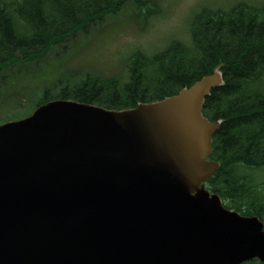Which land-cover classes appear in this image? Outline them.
Here are the masks:
<instances>
[{
  "label": "water",
  "instance_id": "obj_1",
  "mask_svg": "<svg viewBox=\"0 0 264 264\" xmlns=\"http://www.w3.org/2000/svg\"><path fill=\"white\" fill-rule=\"evenodd\" d=\"M220 67L109 110L52 100L0 125V264H264V222L205 188Z\"/></svg>",
  "mask_w": 264,
  "mask_h": 264
},
{
  "label": "trees",
  "instance_id": "obj_2",
  "mask_svg": "<svg viewBox=\"0 0 264 264\" xmlns=\"http://www.w3.org/2000/svg\"><path fill=\"white\" fill-rule=\"evenodd\" d=\"M130 1L137 5L130 14L138 22L163 12L156 0H0V71L45 57L70 36L119 14ZM127 57L122 75L67 70L70 76L55 88L44 87L25 116L56 99L134 108L176 94L221 66L224 84L212 89L203 111L210 121H222L210 155L220 167L205 185L225 206L264 221L258 175L264 172V3L242 1L228 9L204 5L191 16L187 41L171 40L152 53L136 45Z\"/></svg>",
  "mask_w": 264,
  "mask_h": 264
},
{
  "label": "rangeland",
  "instance_id": "obj_3",
  "mask_svg": "<svg viewBox=\"0 0 264 264\" xmlns=\"http://www.w3.org/2000/svg\"><path fill=\"white\" fill-rule=\"evenodd\" d=\"M237 1L240 0H157V6L162 5L163 12L146 23L141 17L139 22L133 19L130 12L137 10V5L132 1L126 3L119 14H108L100 23L90 25L86 32L79 31L70 36L55 45L45 57L16 62L2 69L0 125L17 120V117L23 118L44 87L55 88L63 76H70L67 70L80 71L81 75L92 70L104 75H122L127 56L136 45L152 53L167 46L170 39L185 38L187 23L200 3L227 8ZM246 1L254 5L264 3V0ZM257 176L254 175V180ZM259 179L264 195V172L260 173Z\"/></svg>",
  "mask_w": 264,
  "mask_h": 264
}]
</instances>
